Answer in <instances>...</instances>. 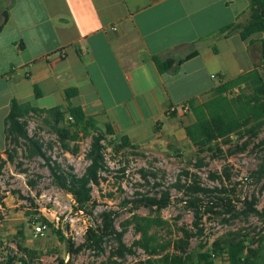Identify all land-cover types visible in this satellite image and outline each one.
<instances>
[{"label":"crops","instance_id":"crops-1","mask_svg":"<svg viewBox=\"0 0 264 264\" xmlns=\"http://www.w3.org/2000/svg\"><path fill=\"white\" fill-rule=\"evenodd\" d=\"M250 10V0H0V149L13 100L80 107L139 147L187 138L194 118L182 106L262 62L264 33H221ZM155 58L178 64L161 73Z\"/></svg>","mask_w":264,"mask_h":264},{"label":"rangeland","instance_id":"rangeland-1","mask_svg":"<svg viewBox=\"0 0 264 264\" xmlns=\"http://www.w3.org/2000/svg\"><path fill=\"white\" fill-rule=\"evenodd\" d=\"M215 82L216 85L220 84L219 80ZM44 119L45 116H32L27 130L30 136L43 145L49 163H57L67 172L84 174L89 165L86 155L91 138L78 143L70 142L72 149L79 150L73 155L62 148ZM183 135L181 132L177 140L147 147L122 149H118L119 143L111 145V139L108 138L104 143L107 170L101 174L100 185L93 186L96 204L94 219L99 221V214L103 211H116L118 216L115 225L122 231V224L132 217V213L161 217L167 224L163 227L154 226L150 231L160 244L180 237V229L183 228L197 233L193 211L182 202L186 200L185 192L176 187L191 183L186 173L195 175L193 177L201 187L226 190L225 194L215 192L212 195H200L205 203L209 202V197L214 200L218 195L232 200L237 210H240L243 208L242 201L255 197L258 208L264 207V175H255L264 160V128L243 152L229 154V149L233 150L245 141L235 140L234 137L231 145H223L224 154L216 158L208 152L199 153L187 138L183 139ZM6 152L12 154L13 161L8 160ZM2 154L6 164L0 170V264L7 263L8 258L14 256L18 258L15 264H22L19 261L21 258L26 260V264H135L145 260H150L151 264H162L157 261L172 251L168 249L161 255H149L134 247L135 254H127L122 258L114 255L118 244L111 238L104 243L102 254L90 249L70 254L69 242L62 236L70 239L76 248L85 241L86 231L93 224V219L75 210L73 197L57 185L46 158L29 156L23 140L18 145L10 141ZM212 175L217 178L213 179ZM166 191L171 194L172 204L159 216L155 210L135 208L134 204L128 203L143 195L160 197ZM215 211L222 210L215 208ZM43 219L51 225L44 223ZM226 219L230 222H225ZM37 225H46L44 236L35 237ZM199 227L203 232L192 239L189 249L195 256L201 251L212 249L217 239L235 232L247 237L250 247L262 246L264 258V220L258 216L232 219L224 211L221 215L209 213L203 216ZM138 239L140 235L136 234L133 226L128 227L123 238L125 245L131 247ZM20 246L28 249L30 255ZM216 258V264H230L227 253Z\"/></svg>","mask_w":264,"mask_h":264},{"label":"trees","instance_id":"trees-1","mask_svg":"<svg viewBox=\"0 0 264 264\" xmlns=\"http://www.w3.org/2000/svg\"><path fill=\"white\" fill-rule=\"evenodd\" d=\"M250 3L249 20L244 24L226 27L221 31L222 34L233 28L239 31L243 39L264 33V0H250ZM3 27L4 23L0 25V32ZM155 63L161 73L172 70L178 64L174 59L160 60L159 58H155ZM74 94H76L75 90L66 91L67 100L69 101ZM202 97L203 99L193 98L182 106L187 107L194 118L192 124L185 126V134L189 142L199 153L208 152L212 154L213 158H216L224 154L223 145H231L235 137V140L245 141L241 146L236 145L233 150L229 149V154L243 152L264 128V46L262 62L259 66L235 78L220 81V84ZM32 116H45V123L57 136L62 148L73 155H76L79 150L78 148L72 149L69 145L70 142L78 143L82 139L91 138V145L86 155L89 165L84 174L77 175L67 172L62 169L61 165L49 163L50 159L46 157L43 145L28 133L27 125ZM5 131L7 143L12 141L18 145L23 140L29 156L46 158L57 185L73 197L76 204L75 210L81 211L93 219V224L86 231L85 241L76 248L70 239L62 236L69 242L70 254L78 253L84 249L102 254L104 243L112 238L118 244L114 255L122 258L127 254H135L133 248L136 247L149 255H161L168 249H172L157 261L162 264H216V256L223 253L229 255L230 264H264L262 246L250 247L246 240L247 237L235 232L217 239L213 243L212 249L201 251L196 256L189 251L192 239L203 232L199 226L205 214L221 215L224 211L230 214L232 219L248 218L250 215H254L264 220V207L258 208V201L255 197L242 201L243 208L240 210H237L232 200L218 195L214 197V200L211 199L213 197H209V202L205 203L200 195H212L215 192L225 194L226 190L218 188L211 190L201 187L193 177L195 175L190 173H186V176L190 177L191 183L183 186L176 185V187L185 192L186 200H182V202H185L187 207L193 211L197 233L183 228L180 229V237L174 241L160 244L150 231L154 226L163 227L167 224L161 217L140 216L137 213H132V217L122 224V231H119L115 225L118 216L116 211H103L99 214V221H96L93 217L96 205L93 199V186L100 185L101 174L107 170L104 143L110 138L111 145L119 143L118 149L136 148L137 145L132 144L128 137L116 138L111 125L101 128L97 120L88 117L80 107L57 106L51 109H40L30 103H19L17 100H13L5 120ZM115 149L117 150V148ZM3 151L0 149V170L6 164L2 157ZM6 155L10 162L14 160L11 153L6 152ZM255 175L259 177L264 175V160ZM226 176L230 177L228 173ZM212 178L216 179L217 176L212 175ZM128 203L134 204L135 208L145 207L155 210L159 216L164 209L172 204V197L166 191L160 197L143 195ZM215 208H220L222 211H215ZM43 221L51 225L46 219ZM225 222L229 223L230 220L226 219ZM130 226H133L136 234L140 235V239L136 240L133 246L127 247L123 238ZM20 248L30 255L28 249L22 246ZM17 259L16 256L9 257L5 264H15ZM19 261L26 264V260L23 258ZM135 264H151V261H138Z\"/></svg>","mask_w":264,"mask_h":264},{"label":"built area","instance_id":"built-area-1","mask_svg":"<svg viewBox=\"0 0 264 264\" xmlns=\"http://www.w3.org/2000/svg\"><path fill=\"white\" fill-rule=\"evenodd\" d=\"M176 109L172 108L170 112H174ZM46 225H37L35 227V237H42L45 235ZM230 263V260H229Z\"/></svg>","mask_w":264,"mask_h":264}]
</instances>
